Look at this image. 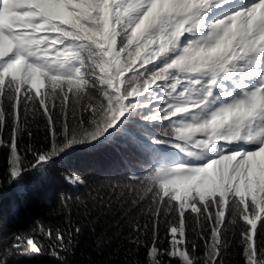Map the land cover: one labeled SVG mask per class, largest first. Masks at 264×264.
Returning a JSON list of instances; mask_svg holds the SVG:
<instances>
[{
    "label": "snow or ice",
    "instance_id": "obj_1",
    "mask_svg": "<svg viewBox=\"0 0 264 264\" xmlns=\"http://www.w3.org/2000/svg\"><path fill=\"white\" fill-rule=\"evenodd\" d=\"M97 142L138 171L61 173L64 227L37 217L0 264L58 256L102 217L146 264H224L233 243L264 264V0H0V188Z\"/></svg>",
    "mask_w": 264,
    "mask_h": 264
},
{
    "label": "trees",
    "instance_id": "obj_2",
    "mask_svg": "<svg viewBox=\"0 0 264 264\" xmlns=\"http://www.w3.org/2000/svg\"><path fill=\"white\" fill-rule=\"evenodd\" d=\"M29 119L31 120V117ZM145 127L152 131L151 127ZM31 130L33 142L38 147L42 146L45 143L43 123L31 124ZM7 135L8 133H5V139ZM24 139H27V135ZM158 150L171 154L172 163L182 159L176 149L166 145ZM140 159L142 157L132 149L106 147L103 142H97L94 146L76 145L55 160L47 181H43L36 173L29 172L23 175L19 183L8 185L5 182L4 187L0 188V241L6 244L14 233L30 229L32 221L37 217L53 228L64 227L65 219L61 215L62 209L57 194L61 191L76 190L65 184L61 173L75 170L99 180L106 175L115 176L129 170L138 171L137 163ZM3 163V150H0V167ZM79 191L85 193L87 190ZM95 194L97 193L93 192V195ZM72 210L75 215L74 205ZM82 227V234L74 240L73 247L66 251L58 250V256L45 254L37 257L24 253L15 257L12 264H146L144 248H137L128 242L129 228L126 224H122L117 231L114 225L109 223V218L102 217L99 223L82 224ZM93 228L95 232L92 231ZM101 233L107 235L101 237ZM161 234L163 235V232ZM98 237L103 241L100 247H97ZM163 260L164 264H176L175 260L169 262L167 257ZM223 260L224 264H242L239 245L233 243L224 254Z\"/></svg>",
    "mask_w": 264,
    "mask_h": 264
}]
</instances>
